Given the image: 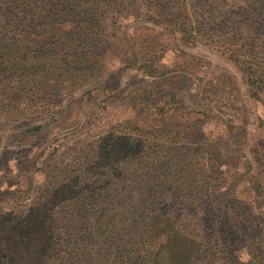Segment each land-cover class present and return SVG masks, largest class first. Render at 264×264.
Segmentation results:
<instances>
[{"label": "rangeland", "instance_id": "374dc122", "mask_svg": "<svg viewBox=\"0 0 264 264\" xmlns=\"http://www.w3.org/2000/svg\"><path fill=\"white\" fill-rule=\"evenodd\" d=\"M15 52L0 264H264V0H0Z\"/></svg>", "mask_w": 264, "mask_h": 264}, {"label": "trees", "instance_id": "16d2710c", "mask_svg": "<svg viewBox=\"0 0 264 264\" xmlns=\"http://www.w3.org/2000/svg\"><path fill=\"white\" fill-rule=\"evenodd\" d=\"M88 4H90L91 2H86ZM28 57H26L24 54L22 53H10L8 56L5 54L3 56L0 57V74L4 75L8 72H10V70H13L12 72V76L15 78V80H20V79H24L25 75V68L24 67H19L17 65V63L19 61H27ZM8 71V72H7ZM55 213L52 214L51 217H54ZM56 219V218H55Z\"/></svg>", "mask_w": 264, "mask_h": 264}]
</instances>
